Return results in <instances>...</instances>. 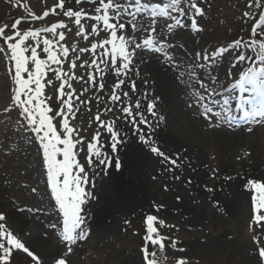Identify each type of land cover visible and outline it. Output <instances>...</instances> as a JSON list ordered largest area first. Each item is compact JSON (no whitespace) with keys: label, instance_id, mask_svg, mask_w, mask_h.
<instances>
[{"label":"snow or ice","instance_id":"1","mask_svg":"<svg viewBox=\"0 0 264 264\" xmlns=\"http://www.w3.org/2000/svg\"><path fill=\"white\" fill-rule=\"evenodd\" d=\"M75 3L93 7L91 11L85 8L66 9L65 0H59L41 15L29 11L33 21H42L50 14H62L75 26L74 33L64 20L27 30H21V19H16L11 26L6 23L0 26V60L4 61L6 73L14 85L11 89V107H6L4 111L18 109V128L21 133L30 134V143L37 144L46 185L50 188L51 210L61 225L59 238L64 250L53 258L52 264H71L74 246L87 241L92 234L87 206L98 199L93 191L96 188L95 176L101 172L107 176L110 168L116 172L121 170L117 153L129 139L128 132L118 130V121H126L137 143L154 157L160 158L162 164L173 166L166 170L180 167L178 154L169 155L162 150L160 137L164 133L162 122L165 117L158 111V102L163 97L153 95L148 100L149 93L142 92L141 95L148 102L141 111V100L130 96V93L137 91V82L130 75H140L142 66L147 62L142 53L162 57L165 66L175 73L174 83L187 96L186 106L198 111L209 126H227L231 129L244 124L248 126V132L253 130L252 125L264 126L262 0H246L248 10L243 12V17L251 21L248 39L237 38L213 50L202 47L194 52L193 62L186 65L173 51L176 48L184 49L185 44L161 36L158 22L160 18H167L171 21H166L169 30L187 26L195 34L193 40L199 43V34L205 31L198 22L206 15L205 0H75ZM24 8L28 11L29 6L24 4ZM257 11L259 14L254 16L253 13ZM66 31L72 33L73 37L87 41V44L81 47L62 43L66 41ZM42 53L46 58H42ZM86 54L87 58H84ZM227 55L233 56L235 75L228 73L229 84L225 90H230L233 95L221 100L217 99L216 88L212 86L218 82L214 69ZM66 64L67 71L64 68ZM78 67L84 69L86 76L77 75ZM49 73L54 74L60 82L56 89L61 105L59 110L53 109L48 103L51 97L45 96L46 87L53 84L48 79ZM109 76L113 79L110 86L105 82ZM73 81L82 82L79 94L73 87ZM141 83L148 85L150 81L142 77ZM106 87L107 102L97 110L93 121L110 134L108 144L104 145L101 144L100 131L94 130L95 134L89 136L84 129L75 127L72 121L80 111L76 102L88 106L93 103L88 94L91 92L98 101L100 97L96 96V91L104 92ZM103 114H111L112 119H102ZM81 152L84 153L83 162L78 158ZM174 179L178 180L179 176ZM246 189L253 193L249 228L257 246V264H264V246H261L264 245V180L250 179ZM31 191L35 193L36 188ZM207 191L212 192L213 188H207ZM216 206L219 207L218 201ZM160 207L163 206H157V211ZM18 211L47 214L48 209L19 208ZM219 211L223 213L224 209L219 208ZM4 221L6 214L0 211V222ZM145 225L146 234L141 248L143 264H158L157 249L163 253L166 243L171 250L186 251L178 247V240L162 234L157 227L174 228L175 225H166L164 220L151 214L146 216ZM49 227L56 229L57 224H50ZM19 251L26 253L33 264H44L39 255L26 247L4 223H0V264H13L14 253ZM175 264H190L189 258L177 257Z\"/></svg>","mask_w":264,"mask_h":264},{"label":"rangeland","instance_id":"2","mask_svg":"<svg viewBox=\"0 0 264 264\" xmlns=\"http://www.w3.org/2000/svg\"><path fill=\"white\" fill-rule=\"evenodd\" d=\"M58 2L59 0H19V6H17V0H0V26L5 23L11 26L16 19H21V30H27L30 27L50 26L53 22L64 20L74 33L76 31L75 26L62 14L60 16L50 14L42 21L31 20L29 11L41 15L43 11L48 10ZM24 4L29 6L28 11L25 10ZM92 7L85 4L76 5L75 0H65L66 9L78 10L79 8H85L86 11H91ZM205 7L206 15L204 17L209 16L213 20V23L208 26L207 33L209 36L213 35L215 37L216 30H218L220 34L217 35L218 39L215 40L219 41L221 39L219 43L223 42L222 38L225 37L231 42L237 38L248 39L251 21L243 17V12L248 10L246 0H205ZM258 14V11L253 13L254 16ZM201 19L199 18L200 21ZM166 21L171 23L167 18H160L158 28H166ZM202 24L204 23L202 22ZM72 33L66 31V41L62 43H67L69 46L77 44L81 47L87 44V41H83L80 37H73ZM49 38H51L50 34ZM212 40L213 38L209 39L206 44L211 43ZM222 45L227 44L222 43ZM42 58H46L43 53ZM84 58H87V54ZM228 58H230L229 55ZM64 68L67 71V64ZM225 72L224 69L219 68L217 75L224 76ZM76 73L77 75L86 76L84 69L79 67ZM48 79H51L53 84L46 87L45 96H50L49 105L53 109L59 110L61 105L56 89L60 82L55 79V75L52 73H49ZM72 83L79 94L82 90V82L73 81ZM112 83L108 84L107 82L106 85L110 86ZM228 84L220 83L219 79L217 83L212 85L216 88L217 99L222 100L233 95L230 90H225ZM12 87L14 85L6 73L4 61L0 60V211L6 214V221L0 223H4L13 234L25 243L26 247L39 255L44 264H52L53 258L64 250L63 242L59 238L61 225L58 217L51 210L50 188L46 185V176L43 174L44 170L41 166L38 146L35 142H29V133H21L18 128L19 110L14 108L10 112L4 111L6 107H11ZM105 91L108 97L107 87ZM88 96L93 99V103L85 106L79 105L77 101L76 105L79 106L80 111L76 113V119L72 123L75 127L84 129L89 136L95 134L94 130L100 131L101 144L107 145L110 134L105 133V136H102L105 131L99 128L98 123L93 122L97 110L102 109L107 100L97 101L92 97L91 92ZM177 100L181 99L178 98ZM176 106L173 105L170 113L176 110L179 112V109H183L182 101H178ZM89 108L91 111H89ZM177 112L173 113L175 115L172 118V125H175L178 121L182 122V119H178L179 115L176 117ZM105 118L112 119V116L111 114H103L102 119ZM117 126L123 129V126L118 122ZM235 127L245 128L247 125L239 124ZM252 129L253 133L255 131L257 133V140L251 146V154L252 152L253 154H260V160L264 162V126L255 125ZM85 143H87V140ZM260 148H263L262 151L259 150ZM127 149L128 147L125 144L122 146V150L117 153L122 164L119 172H116L114 168H110L107 176L103 172L95 176L96 188L93 191L98 199L89 202L87 206L89 213L88 225L92 233L91 239L94 232L104 233L107 227L118 229V237L112 241L114 244L113 251L119 253L116 254V264H131L134 261L143 264L141 248L144 245L143 237L146 234L145 218L149 214L156 215L164 220L166 225H175L174 228L160 225H157V227L162 234L178 240L180 242L178 247L186 249L185 252L174 251L166 243L163 253L157 249L158 264H175V258L177 257L189 258L190 264H257V246L251 238L253 232L249 228L252 216L251 200L245 207L244 204L237 205L235 218L229 216L228 213L226 215L217 214L222 221L220 219L214 221L216 213H212L210 218L201 213V222L192 224L197 214L195 211L191 210L185 214H171L170 208H166V211L171 215L164 216L162 214V216H158L156 205L147 203L146 200H142L139 204L135 202L140 199H138L137 194V188L140 186L139 177L137 174V176H134L136 167L131 163L133 159L131 161ZM104 150L107 151V147ZM246 150L247 147L240 152L238 157L235 156L236 164H241V161H245L246 158H254L253 156L250 157L249 151ZM109 155H112V153L109 152ZM78 158L83 162L84 153L81 152ZM234 175L235 180L241 183L239 172L235 171ZM205 187L204 192L207 193V184ZM32 188H36L35 193L31 191ZM134 194H136L137 200H133ZM207 198L208 196L204 197L201 205L193 203L192 206L207 207ZM19 208H41L48 209V212L47 214L44 212H21L18 211ZM235 209L236 207L233 211ZM125 221L129 223H125ZM53 223L57 224L56 229L49 227ZM218 223L220 225H217ZM214 235L221 238L222 247L215 245L214 247L204 248ZM108 237L106 235L101 238H105L104 241L107 242ZM31 239L34 241L31 242ZM262 239H264V235H262ZM85 243L86 241H83L78 246H74V251L79 252V264H105L108 256L107 250L106 254H99L98 245L95 247L90 244V239ZM101 246L102 244H100ZM16 255L21 257L13 260V264H33L26 253L19 251L14 253V257ZM44 255H48V258L44 259L42 257Z\"/></svg>","mask_w":264,"mask_h":264},{"label":"bare ground","instance_id":"3","mask_svg":"<svg viewBox=\"0 0 264 264\" xmlns=\"http://www.w3.org/2000/svg\"><path fill=\"white\" fill-rule=\"evenodd\" d=\"M201 21L199 20L198 22L204 27L205 31L199 34V43L193 40V35L195 34L191 33L187 26L173 30H169L168 27L158 28L161 36L170 37L173 41H181L185 44L186 47L184 49L176 48L173 50L177 58L183 61L185 65L193 62L192 57L194 52L200 50L202 47L206 46L209 47V50H213L215 46H220L222 43H231L226 37L222 38L223 42L221 43H219L221 39L219 41L215 40L218 39L217 35L220 34L218 30H216L215 37L208 35V26L213 23L211 17L206 16ZM185 24L187 25V20ZM211 38H213L211 43L206 44ZM141 55L144 56L147 62L142 66L140 75H130V78L135 79L137 82V91L135 94L130 93V96L133 99L138 98L141 100V111L144 110V105L147 104L148 100L152 99L153 95L163 97L158 102V111L165 117V121L162 122L164 133L160 137L163 142L162 150L169 155L178 154L179 159L177 163L180 167L172 171L166 170L173 168V166L167 163L162 164L160 158L154 157L144 146L137 143L136 138L132 136L131 126L126 121H118L123 126V129L117 126L118 130L128 132L129 139L126 141L127 152L131 161L133 159L130 162L136 167L134 176L138 175L139 177L140 186L137 188V194L138 199H140L135 202L139 204L142 200H146L147 203L156 206L162 205L163 207H160L156 211L158 216H162V214L164 216L185 214L191 210L195 211L197 214L192 224L201 222V213L209 218L212 217V213H216L214 221L217 219L222 221L217 216V214L221 213L219 208L224 209L222 214L226 215L228 213L229 216L235 218L237 205L244 204L245 207L247 203L249 204L253 194L246 189L247 181L250 179L264 180V162L260 160V154H253V152L251 154V146L257 140L256 131L254 133L253 130L248 132V126L245 128L233 127L231 129L227 126H209L198 111L189 109L186 106L185 101L187 100V96L174 83L175 73L165 66L162 57L158 54L142 53ZM229 56L230 58L227 55L214 69V74L218 77V80L220 79V83L222 84H228L229 72L235 75V69L232 68V62H230L233 60V56ZM240 67H243V65H240ZM219 68L226 71L224 76L217 75ZM142 77L149 79L150 83L142 85ZM105 82L106 84L107 82L108 84L112 83V77H107ZM144 91L149 93L148 100L141 95ZM96 96L100 97L99 100H107L106 91H98ZM178 98L181 100H177ZM178 101H182L183 109H179V112L176 110L170 113V109L173 105L176 106ZM175 112H177L176 117L179 115L178 119H182V122L178 121L179 124L172 125V118L175 115L173 113ZM149 119L153 118L149 117ZM254 126L252 125L251 127L254 128ZM105 133L102 136H105ZM245 147H247L246 151H249L250 157L253 156L254 158H246L245 161H241V164H236L235 156L238 157ZM262 149L260 148L259 150L262 151ZM246 162L248 164H245ZM235 171H238L241 175V183L235 180ZM176 176H179L178 180L174 179ZM188 181H191V183H188ZM206 184L207 188H213L212 192H204ZM165 186H167V190H165ZM177 196L180 197L179 201L176 199ZM205 196H208L207 207L192 206L193 203L201 205ZM133 200H137L136 194L133 195ZM217 201L219 202V207L216 206ZM235 207L236 209L233 211ZM166 208H170L172 213L168 214ZM217 225L220 224L218 223ZM100 234L103 235L101 236ZM106 235L107 237L109 236L107 242L104 241L105 238H101ZM116 237H118V229L116 227H107L104 233L94 232L92 239L89 238L90 244H93L95 247L96 245L99 246V254H106L107 250L108 256L105 264H116V254L119 253L113 251L114 244L112 242ZM33 241L31 239V242ZM100 244H102L101 247ZM215 245L221 248L222 241L220 237L214 235L212 239L210 238L208 244L203 247L210 248ZM76 251L71 255L75 256L70 257L71 264H79V252ZM18 257L21 256L16 255L14 260ZM42 257L47 259L48 255ZM131 264H138V261H134Z\"/></svg>","mask_w":264,"mask_h":264}]
</instances>
